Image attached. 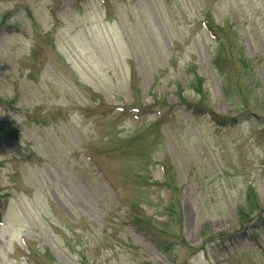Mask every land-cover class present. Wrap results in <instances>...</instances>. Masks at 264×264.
<instances>
[{
  "label": "rangeland",
  "instance_id": "1",
  "mask_svg": "<svg viewBox=\"0 0 264 264\" xmlns=\"http://www.w3.org/2000/svg\"><path fill=\"white\" fill-rule=\"evenodd\" d=\"M198 76L233 124L181 101ZM26 239L43 264H264V0H0V264H35Z\"/></svg>",
  "mask_w": 264,
  "mask_h": 264
},
{
  "label": "trees",
  "instance_id": "2",
  "mask_svg": "<svg viewBox=\"0 0 264 264\" xmlns=\"http://www.w3.org/2000/svg\"><path fill=\"white\" fill-rule=\"evenodd\" d=\"M211 30H213L210 25H207ZM219 38V37H217ZM223 45H226V41L225 39L222 40ZM232 58L233 55L231 54ZM225 58H223L221 55H219L217 58H215V62L217 63V65L219 66L220 70L224 73L225 72V63L226 60L228 59L229 55H225ZM192 88V93L189 96H185V91L180 87V96H181V101H183V103L185 104L186 107L188 106H196V107H201L204 110H207L209 112V114L211 115V117H213V119L222 125H228V124H233L235 121H233L232 117L223 115L221 113H218L214 108H212V104H210V93L208 91V89L206 88L205 84H204V79L203 77H197V80L194 81L193 85L191 86ZM184 92V93H183ZM196 98H198L197 100H199V106L194 104V101ZM235 103L237 102V104L239 103L238 101H234ZM188 106H187V105ZM188 109H190L188 107ZM254 198V199H253ZM247 203L248 206H250L251 208L254 207V209L260 208L259 203H258V197L255 191V188H252L248 191L247 194ZM258 203V204H257ZM171 214H174L175 210L173 208V206H170L169 208ZM243 212L245 211V209L243 208L242 210ZM263 216V213H260V218ZM131 221H133V224H135L136 226L138 225H142L144 222L142 221V218L140 215L136 216L135 218H131ZM148 221V220H147ZM145 221V222H147ZM150 221V220H149ZM26 244L27 247L29 248V252H28V256L30 258V262H34L35 264H43V261L39 258L38 253L36 251H34L33 249H31L32 247H30V240L26 239Z\"/></svg>",
  "mask_w": 264,
  "mask_h": 264
}]
</instances>
